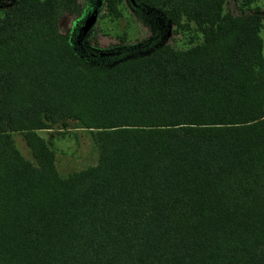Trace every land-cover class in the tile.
Returning <instances> with one entry per match:
<instances>
[{
    "label": "trees",
    "instance_id": "1",
    "mask_svg": "<svg viewBox=\"0 0 264 264\" xmlns=\"http://www.w3.org/2000/svg\"><path fill=\"white\" fill-rule=\"evenodd\" d=\"M137 1L202 41L93 66L80 0H0V264H264L262 15ZM69 121L97 160L62 177L39 131Z\"/></svg>",
    "mask_w": 264,
    "mask_h": 264
},
{
    "label": "rangeland",
    "instance_id": "2",
    "mask_svg": "<svg viewBox=\"0 0 264 264\" xmlns=\"http://www.w3.org/2000/svg\"><path fill=\"white\" fill-rule=\"evenodd\" d=\"M83 10L62 16L59 25L70 37L75 50L91 65L111 67L117 62L144 55L163 44L184 50L202 41V34L192 24L189 30H179L163 14L137 0H123L119 14L106 9L103 0H80ZM224 12L233 15L258 11L262 15L260 35L264 52V0H255L248 7L240 0H224ZM68 129L40 130L39 134L54 149L56 167L62 177L96 163L97 152L86 129L69 121ZM15 142L24 157L32 159L31 151L21 134Z\"/></svg>",
    "mask_w": 264,
    "mask_h": 264
}]
</instances>
